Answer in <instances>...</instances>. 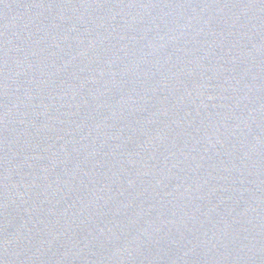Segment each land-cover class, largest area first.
Returning <instances> with one entry per match:
<instances>
[{"label": "water", "instance_id": "water-1", "mask_svg": "<svg viewBox=\"0 0 264 264\" xmlns=\"http://www.w3.org/2000/svg\"><path fill=\"white\" fill-rule=\"evenodd\" d=\"M0 264H264V0H0Z\"/></svg>", "mask_w": 264, "mask_h": 264}]
</instances>
